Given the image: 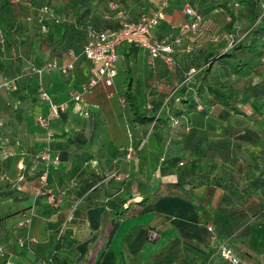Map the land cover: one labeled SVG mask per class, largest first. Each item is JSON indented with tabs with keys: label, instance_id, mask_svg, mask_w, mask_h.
I'll return each instance as SVG.
<instances>
[{
	"label": "crops",
	"instance_id": "1",
	"mask_svg": "<svg viewBox=\"0 0 264 264\" xmlns=\"http://www.w3.org/2000/svg\"><path fill=\"white\" fill-rule=\"evenodd\" d=\"M164 1L165 18L151 34L156 39L180 37L174 45V61L151 58L133 44L118 45L113 85L99 83L83 95L89 116H79L71 103L51 121L54 139L49 146L59 157L55 168H45L38 160L46 139L35 116L46 111L45 101L30 102L17 128L5 129L0 136V147L9 154H0V187L7 192L0 200V244L15 264H54V256L65 264H119L121 239L131 264H229L216 253L221 242L241 260L264 264V235L258 234V229L264 230V64L258 58L246 60L244 55L240 62L216 59L233 39L244 36V15H239L229 34L224 29L227 13L221 8L207 11L202 5L203 20L198 31L190 34L181 30L192 18L182 11L181 0H20L28 15L44 4L52 5V15L70 28L63 43L51 50L59 28L51 24V39L37 28L36 14L29 15L24 32L27 67L18 66L12 78L20 76L25 81L20 91H33L41 83L55 101L69 100L82 91L95 67L81 54L89 33L118 29L124 20L151 14ZM18 5L14 19L19 17ZM187 44L192 50L182 52ZM210 52L216 53L211 60V81L227 91L236 110L213 103L214 97L206 90L198 92L199 70L208 64L204 56ZM53 58L59 64L73 61L74 67L65 74L49 70L40 77L28 69ZM0 62L6 64L1 57ZM127 67L140 110L154 113L162 109L160 115L171 116L174 108L183 106L181 100L198 102L197 110L186 113L190 125L186 154L198 149L204 159L216 163L218 171L211 176H221L226 187L209 182L197 188L185 185L179 195L164 190L150 194L146 205L125 216L113 215L109 200L132 196L136 201L149 191L148 183L175 181L173 175L161 176L154 163V143L147 140L151 128L130 121L123 97ZM193 67L198 70L190 73ZM2 75L0 70V96L7 100L11 92L3 87L8 79ZM170 96L174 104L164 105ZM0 117L4 119L6 113ZM175 127L171 123L165 148L177 147L175 133L179 130ZM75 133H81L84 142L74 143ZM247 167L250 175L245 172ZM239 178L247 183L245 187L251 184L249 194L229 192ZM62 188H68L67 194L58 204H51L48 193L58 194ZM24 214L31 215V223L19 226ZM61 227L74 239L57 243L55 234ZM254 232L258 238L252 242ZM19 236L32 240L22 247L16 241ZM88 244L93 249L87 253ZM5 260L0 258V264Z\"/></svg>",
	"mask_w": 264,
	"mask_h": 264
},
{
	"label": "trees",
	"instance_id": "2",
	"mask_svg": "<svg viewBox=\"0 0 264 264\" xmlns=\"http://www.w3.org/2000/svg\"><path fill=\"white\" fill-rule=\"evenodd\" d=\"M20 0H0V53L1 50H11L13 49V36H22L26 37L24 33L27 29V17H33L34 22L37 24V28L41 30V32L45 33L49 38L52 39V28L51 24L57 26L60 30L59 35L56 39L51 43V50H54L57 46L63 43L66 34L69 31L70 26L62 23L59 18L52 15V11L50 10L51 6L49 4H44L36 10L35 13L28 15V11L26 6L19 3ZM182 7L185 3H189L193 9L202 16H204V11L201 8L204 5L207 11L214 8L223 9L227 15L229 16V21L225 24L224 29L227 33L233 32V26L236 23L239 15H244L247 18V29L245 30V34L242 38H235L232 41L231 46L223 52L220 56H218L217 60H223L228 62H235L241 60V57L244 55V59L248 60V58H258L261 61V57L264 55V0H181ZM198 5V9L193 5V3ZM14 3V4H12ZM19 4V5H18ZM16 5L19 6V17L14 19L16 21H20L25 19L26 24H20V22L16 26L11 23L10 18L8 19L2 16L4 11H8L14 6L13 14L16 15ZM47 6L49 8L48 12H43L42 7ZM186 14V13H185ZM188 15V14H187ZM190 16V15H189ZM17 17V16H16ZM24 17V18H23ZM192 17V16H191ZM192 20V18H191ZM190 20V21H191ZM126 21V20H124ZM122 24V23H121ZM23 27V28H22ZM15 30V32H14ZM188 45V44H187ZM259 49L260 56L256 55ZM175 51V49H174ZM174 51L172 52L173 61H174ZM189 53V52H188ZM216 53L210 52L206 56H204L205 64L199 70V78L198 81L200 83V89L198 92L207 91L210 95L214 97L213 103H219L227 108L232 110H236L235 102L231 100V97L227 93V91L220 85L215 84L211 81L210 72L212 66V58ZM262 63V62H261ZM43 64V63H42ZM263 64V63H262ZM41 65V64H40ZM35 65V66H40ZM244 65V64H242ZM27 67V64H24ZM29 67V66H28ZM7 69V64L0 62V70L3 73ZM31 73V67L28 68ZM195 72L198 70L196 67H193ZM35 74V73H34ZM22 75V74H21ZM126 87L123 91V97L125 103L128 106L130 112V121L131 123H138L148 125L151 129L147 134V140L153 141V160L154 163L159 169V173L161 176L164 175H173L175 176V181L170 183H161L160 181L155 184V187H164L165 190L170 191L175 194H180L181 189L185 185H189L192 188H197L205 183L213 182L218 186H225L224 180L218 176H211L212 173H217L218 167L216 163H211L212 160H206L201 156V151L198 149H193V153L188 154L187 161L181 160L182 157L178 158V156L172 155L173 152L180 151L179 146L184 145L187 140L188 131L190 129L189 118L186 116V113L190 112L192 109L197 110L198 102L190 99L181 100L183 103L182 107L178 109L174 108L170 115L162 114L160 115L162 109L156 110L153 112H148L144 110H140V105L137 100L136 94L133 92L131 88V75L129 71V67L126 70ZM21 77L10 78L8 80L14 79L16 81L17 90L20 89ZM25 88V87H23ZM0 96V114L6 113V117H0V136L5 135V129H16L19 123V120L29 107V103L33 100H38V86L35 90L27 92L24 91V96L22 95L18 99V105L15 107L8 108L9 98H11V94L8 93L7 100ZM170 100L164 102V105H173L174 99L172 96L169 97ZM171 107V106H170ZM2 112V113H1ZM179 121L182 122L183 133H180L179 140L177 143V147L172 149H168L164 147V142L170 136L171 123L176 124ZM178 125V124H177ZM81 133H75L73 138V142L82 143L84 140L82 139ZM184 152V150H181ZM180 151V152H181ZM0 154L4 157H8V152L5 148L0 147ZM1 163V162H0ZM246 174L250 173V169L247 167L245 170ZM250 175V174H249ZM246 175V176H249ZM2 176L1 164H0V180ZM242 183V185H241ZM244 182L241 178L232 182V186L229 192L237 193L244 191L246 194H249V187L251 184L245 187ZM236 184V185H235ZM152 186L151 183H148L145 187L150 189ZM158 189V188H157ZM156 192V191H155ZM154 193V191H148L146 194L142 195L138 200L133 201L134 197H129L127 199L122 198H114L107 202L108 208L113 211V215L117 217L125 216L140 207L146 205L149 200L150 194ZM7 194L0 187V200ZM134 205V206H133ZM32 220V217H31ZM22 238H26L25 236H19ZM17 237V239L19 238ZM55 238L57 243H59L64 238H70L71 240L74 237L70 236V234L65 233L64 231H57L55 234ZM16 239V241H17ZM18 244V242H17ZM2 245V244H0ZM3 246V245H2ZM24 246V245H23ZM22 246V247H23ZM6 258V256H5ZM54 264H65L64 262H60L58 258L53 257ZM48 261H45V264H48Z\"/></svg>",
	"mask_w": 264,
	"mask_h": 264
},
{
	"label": "built area",
	"instance_id": "3",
	"mask_svg": "<svg viewBox=\"0 0 264 264\" xmlns=\"http://www.w3.org/2000/svg\"><path fill=\"white\" fill-rule=\"evenodd\" d=\"M166 4V1L162 2L161 6L151 14H143L135 21H123L118 29L101 30L89 33L86 42L82 46L81 54L90 60L95 67L93 68L86 84H84L82 91L73 93L69 100L62 102L55 101L47 93L42 84H38V98L45 101L47 104L46 111L39 112L35 116L37 124L44 129L46 139L45 147H43L38 153V160L45 168H55L59 163V157L52 154L49 146V142L54 139V134L50 126L51 121L58 117L60 113L66 111L71 103H74V105L77 106V113L79 116H89V111L83 95L99 83H103L105 86L113 85L114 78L117 74L115 62L118 59V53L116 50L118 45L122 43L133 44L145 49L151 58L159 59L166 63L173 62L172 52L174 51V45L180 42V37L175 36L173 38L165 37L156 39L151 34L152 29L165 18L164 7ZM112 5L113 4L111 3V6ZM42 11L48 12L49 8L43 6ZM182 11L192 16V20L184 23L181 26V30L190 34H195L202 22V16L197 13L189 3L183 5ZM191 50V46L186 45L181 51L190 52ZM71 55L73 58L76 57L74 52H72ZM261 62L264 64V55L261 57ZM73 67V61L66 64H59L58 61L53 58L45 61L40 66H31V71L40 77L44 72L49 70H58L65 74L73 69ZM189 72L194 73L195 70L191 68ZM2 85L8 90L17 89L16 83L12 80H6ZM67 190L68 188H62L59 190L58 194L48 193V201L51 204H58L62 197L67 194ZM30 223L31 215L24 214L23 218L18 222V225L26 226ZM59 231H64V227H61ZM28 240L31 241L32 239L29 236L26 238L19 237L17 242L20 246H23ZM216 253L229 264H253L235 256L226 242H221L217 245ZM5 256L6 260L4 264H15L14 261L9 259L5 247L0 245V258Z\"/></svg>",
	"mask_w": 264,
	"mask_h": 264
},
{
	"label": "rangeland",
	"instance_id": "4",
	"mask_svg": "<svg viewBox=\"0 0 264 264\" xmlns=\"http://www.w3.org/2000/svg\"><path fill=\"white\" fill-rule=\"evenodd\" d=\"M12 4H14V3H12ZM52 6V5H51ZM14 6H13V8H11L10 10H6V11H4L3 12V14H2V16H4L5 18H7L8 17V19L10 18V20H8V21H11V23H9V24H14V26H16L17 27V24L20 22V24H26V20L25 19H23V20H20V21H16V20H14L13 18L14 17H16V15H14L13 14V12H14ZM54 11V10H53ZM24 18V17H23ZM17 28H19V27H17ZM23 28V27H22ZM240 30H242L243 32H244V30H245V27H243L242 29H240ZM14 32H15V30H14ZM28 41H27V38L26 37H22V36H13V49H11V50H1V53H0V57L4 60V62L7 64V69L3 72V75H2V78H5V79H10V78H12L16 73H15V71H16V68L18 67V66H20V65H24V64H27V60H28V57H29V52H28ZM260 51H259V49H258V51H257V54L256 55H258V56H260V53H259ZM15 73V74H14ZM14 82L16 83V81L14 80ZM24 82L25 81H21V83H20V89H22L23 87H25L24 86ZM20 89H19V91H13V90H9L11 93V98H9V100L12 102H10V104L8 105V108H11V106H12V104H17L18 105V103H17V101H18V99L22 96V94H24V91H20ZM8 90V89H7ZM181 104L180 105H183V103L182 102H180ZM162 112V111H161ZM182 122L181 121H179L178 123H176V129L177 130H179V131H177L175 134H177L176 136H175V138L177 139V140H179V136H180V132H181V127L183 126L182 124H181ZM178 124V125H177ZM176 143H177V141H176ZM178 144H180V143H177V145ZM179 146V145H178ZM179 148V150L181 151V150H184V152L183 151H176V152H173L172 153V155H175V156H178V158H180V157H182L181 158V160H183V161H187V159H188V154H186V151H187V149L185 148V146L184 145H182V146H179L178 147ZM163 180H165V178H162ZM158 188V189H157ZM155 187V185H152L151 186V188L150 189H148L149 191H154V193H156V192H158V194L159 193H162V191H164L165 189H164V187ZM156 191V192H155ZM258 234L260 235H264V230L263 231H261V230H259L258 229ZM258 237H257V232H254V234H253V237H252V242H254V241H256V239H257ZM164 243V241L161 243V244H163ZM119 264H123V262L125 263V264H131V262H132V258H131V256L129 255V252H128V250H127V246H126V243H125V240L124 239H121L120 241H119ZM86 249V251H87V253H88V251H90L91 249H93V246H91V248H90V245L88 244V246L85 248ZM231 249V251H232V253L235 255V256H237L238 258H240L234 251H233V249L232 248H230ZM163 253H164V250L162 251ZM165 254H168V253H165ZM131 261V262H130ZM80 263V262H79ZM251 263V262H250Z\"/></svg>",
	"mask_w": 264,
	"mask_h": 264
}]
</instances>
